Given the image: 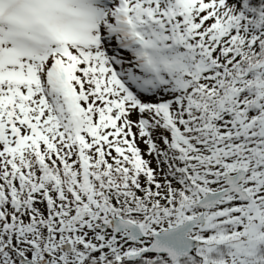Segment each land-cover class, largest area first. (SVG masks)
<instances>
[{"label": "snow or ice", "instance_id": "obj_1", "mask_svg": "<svg viewBox=\"0 0 264 264\" xmlns=\"http://www.w3.org/2000/svg\"><path fill=\"white\" fill-rule=\"evenodd\" d=\"M0 264H264V0H0Z\"/></svg>", "mask_w": 264, "mask_h": 264}]
</instances>
